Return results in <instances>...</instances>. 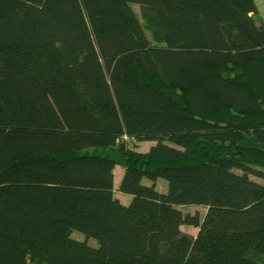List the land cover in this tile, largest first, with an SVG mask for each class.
I'll use <instances>...</instances> for the list:
<instances>
[{
    "label": "trees",
    "instance_id": "trees-1",
    "mask_svg": "<svg viewBox=\"0 0 264 264\" xmlns=\"http://www.w3.org/2000/svg\"><path fill=\"white\" fill-rule=\"evenodd\" d=\"M0 264H264L254 0H0Z\"/></svg>",
    "mask_w": 264,
    "mask_h": 264
},
{
    "label": "rangeland",
    "instance_id": "rangeland-1",
    "mask_svg": "<svg viewBox=\"0 0 264 264\" xmlns=\"http://www.w3.org/2000/svg\"><path fill=\"white\" fill-rule=\"evenodd\" d=\"M132 8L134 9V11L136 12V14L139 17V9H138V5L136 3H131ZM126 141V140H125ZM153 143V140H145V141H133V140H129L126 141V144L129 148L140 151V152H144L147 151L149 145ZM83 152H87V153H99L101 155H112L113 149L111 148H107V149H102V148H98V147H86L84 149L79 150V153H83ZM114 190H113V194L118 197L121 201L123 202H127L130 199V195L126 194V193H122L120 191L117 190L116 186L119 180V177L121 175V166L119 164H117L114 168ZM253 179L255 180H261L257 177L252 176ZM143 182L149 184L151 181L148 180L147 178H143ZM262 182V181H261ZM156 187L160 190V191H165L166 190V185L167 182L164 178L162 177H158L155 181ZM177 207L183 212V213H190V214H194L197 213L200 217H202L206 211V207L204 205L201 204H185V205H177ZM181 230L183 232H188L192 235H195L197 233V228L191 225H187L184 224L181 227ZM72 236L78 240H85V236L84 234H82L79 231L74 230L72 232ZM86 241L92 245V246H96V240L93 238H86Z\"/></svg>",
    "mask_w": 264,
    "mask_h": 264
},
{
    "label": "crops",
    "instance_id": "crops-1",
    "mask_svg": "<svg viewBox=\"0 0 264 264\" xmlns=\"http://www.w3.org/2000/svg\"><path fill=\"white\" fill-rule=\"evenodd\" d=\"M259 16L264 20V0H254Z\"/></svg>",
    "mask_w": 264,
    "mask_h": 264
}]
</instances>
